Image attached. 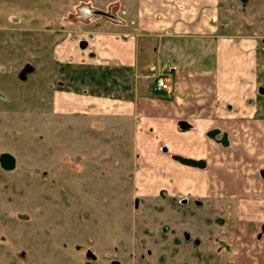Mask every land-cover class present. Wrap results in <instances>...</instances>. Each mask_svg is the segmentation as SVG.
Wrapping results in <instances>:
<instances>
[{"label": "rangeland", "instance_id": "374dc122", "mask_svg": "<svg viewBox=\"0 0 264 264\" xmlns=\"http://www.w3.org/2000/svg\"><path fill=\"white\" fill-rule=\"evenodd\" d=\"M139 1L0 0V155L16 158L14 170L0 166V264L236 260L237 227L247 226L251 216L246 223L238 216V206L246 202L232 198L233 189L240 188L241 197L252 193L247 201L264 205V0L246 6L212 0L215 32L226 40L253 41L247 70L253 74L258 67L259 75L253 83L242 80L241 92L250 94L242 107L210 83L189 94L201 106L191 119L197 127L192 132L178 126L172 141L158 138L151 130L155 124L141 117L163 106L152 101L159 99L153 92L157 72H130L133 91L124 97L142 98L144 109L117 116L88 100L95 96L89 92L105 94L103 81L97 88L94 83L100 70L76 64L85 53L79 40L86 30L110 24L111 14L123 20V7L132 12ZM28 64L32 69L22 78ZM211 64L191 65L206 72ZM214 128L228 135V146L207 136ZM165 145L182 157L204 151L211 177L223 189L212 190L211 184L208 196L201 191L193 196L186 176L165 162L175 160ZM230 182L243 186L228 189Z\"/></svg>", "mask_w": 264, "mask_h": 264}, {"label": "crops", "instance_id": "0c3cea01", "mask_svg": "<svg viewBox=\"0 0 264 264\" xmlns=\"http://www.w3.org/2000/svg\"><path fill=\"white\" fill-rule=\"evenodd\" d=\"M216 12L217 8L212 5V0H140L138 7L132 12L130 8L126 11V6L123 7V20L117 17L115 20L111 14L110 24H101L94 29L86 30L85 38L79 40L80 44L86 42L83 48L85 53L80 54L82 56L76 60V64L82 67L91 66L100 70L95 80L91 74L88 77L90 81L94 80L95 87L103 81L105 94L100 93L99 96L98 92H89L88 89H84L82 93L94 94V97L86 99L90 100L95 108L109 114L128 117L136 113L139 115L142 108L144 109L143 99L137 97L134 101L124 97L133 91L128 82L130 72L134 70L146 72L149 68L150 71L166 76L168 82H171L169 91H157L153 88L159 99L154 98L152 101L156 100L163 106H154V109L150 108L153 113L147 110L149 114L141 117L155 124L151 130L157 137L162 140L170 137L171 141V136L177 135L175 131H178L180 121L191 124L188 130L194 132L197 125L191 119L195 111L200 112L201 106L198 101L188 96L206 87L207 83L214 84L216 90L220 89L225 96L231 94L230 100L242 107L246 103L245 98L250 96L246 90L241 92L244 84L242 80L253 83L254 75L256 78L259 75L258 67H254L253 74L247 70V64L253 61V41L242 43L220 37L215 32L219 30L218 24L212 22ZM83 49L81 47V50ZM194 62L212 64L211 67H207L206 72H201L192 69L191 64L194 65ZM150 63L154 65L153 68H150L152 67ZM226 86L234 88L229 89ZM114 93L117 95L113 96ZM223 107L225 109L226 105ZM228 107L231 110V104ZM189 139V143H194L193 137L189 136ZM197 139L201 141L200 138ZM164 147L167 148V145ZM169 151L172 153L171 158L181 152L174 150L172 145L166 152ZM203 153L202 150L190 151L184 157L205 160L204 169L185 166L175 160L171 162L168 158L165 162H168L169 169L186 176L184 178L186 189L192 191L193 196L201 191L204 195L201 197L205 198L211 184L212 190L216 191L223 189V185L213 181L208 159L205 155L202 156ZM174 163H178L182 168H178ZM196 178L198 179L195 180ZM226 185L228 189L229 186L232 189L243 186L231 182ZM250 185L245 184L244 188L250 191ZM238 189H233L234 194L231 197L239 199L240 204L246 202L245 205L238 206V216L243 217V223H246L248 215L251 217L247 221V226L237 227L235 237L238 240H236L238 253L233 264H264V205L249 203L247 198L252 193L243 194L241 197L238 196L241 195V189ZM201 201L204 203V200L196 199L198 205L202 204ZM238 223L240 226V222Z\"/></svg>", "mask_w": 264, "mask_h": 264}, {"label": "water", "instance_id": "95a60500", "mask_svg": "<svg viewBox=\"0 0 264 264\" xmlns=\"http://www.w3.org/2000/svg\"><path fill=\"white\" fill-rule=\"evenodd\" d=\"M239 1L241 2L243 6H246L250 0H239ZM80 45L82 48H84L86 46V42L83 41L81 42ZM31 69L32 67L28 64L25 67L24 71L22 72L21 77L25 78L26 73ZM178 125L182 130H188L191 128V124H189L187 121H180ZM219 135H221V130L218 128L212 129L207 132V136L214 140H216ZM217 141L221 143L223 146H228L229 144L228 135L226 133H223V136L220 138V140L217 139ZM166 150L167 148H164V151ZM173 158L185 166L195 167L199 169H204L206 167L205 160H195L192 158H186V157H182L178 155H175ZM0 166L6 171L14 170L16 168V158L8 152L2 153L0 155ZM261 175L264 178V171H261ZM263 230H264V227H263ZM87 255L91 259H95V255L91 251H88ZM114 264H118V263L115 262Z\"/></svg>", "mask_w": 264, "mask_h": 264}, {"label": "built area", "instance_id": "2783aa9c", "mask_svg": "<svg viewBox=\"0 0 264 264\" xmlns=\"http://www.w3.org/2000/svg\"><path fill=\"white\" fill-rule=\"evenodd\" d=\"M154 88L157 91H169L170 90V84L168 82L167 77L164 75L158 76L156 78Z\"/></svg>", "mask_w": 264, "mask_h": 264}, {"label": "flooded vegetation", "instance_id": "af4514ba", "mask_svg": "<svg viewBox=\"0 0 264 264\" xmlns=\"http://www.w3.org/2000/svg\"><path fill=\"white\" fill-rule=\"evenodd\" d=\"M224 133V132H223ZM223 133H222V135L221 136H223ZM220 136V135H219ZM217 140V139H216Z\"/></svg>", "mask_w": 264, "mask_h": 264}]
</instances>
